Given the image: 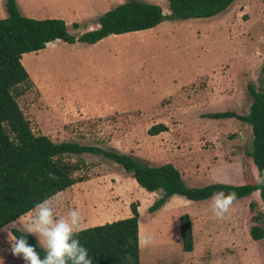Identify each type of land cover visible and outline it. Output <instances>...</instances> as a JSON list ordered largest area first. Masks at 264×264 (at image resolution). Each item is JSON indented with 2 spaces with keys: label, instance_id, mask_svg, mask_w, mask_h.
Wrapping results in <instances>:
<instances>
[{
  "label": "rangeland",
  "instance_id": "374dc122",
  "mask_svg": "<svg viewBox=\"0 0 264 264\" xmlns=\"http://www.w3.org/2000/svg\"><path fill=\"white\" fill-rule=\"evenodd\" d=\"M4 1L0 18L6 16ZM14 1L19 14L62 19L68 32L78 35L126 0ZM141 1L166 13V0ZM144 31L110 34L94 46L54 40L22 54L28 83L15 87H24L15 101L31 131L53 142L115 149L147 165L170 163L189 187L256 182L248 156L250 126L205 115L247 113V85L258 89L264 64V0H233L214 16L163 20ZM114 43L121 46L108 48ZM159 122L166 130L149 135L147 129ZM63 158L75 164L72 175L83 180L53 195L60 201L55 215L78 210L83 228L126 217L128 204L136 202L142 234L154 237L150 246L138 245L139 264H264V236L252 240L248 234L251 225L264 233V204L256 191L235 200L223 219L213 215L211 197L177 196L165 210L148 213L161 192L140 188L119 164L89 153ZM32 210L0 229V264H24L12 255L10 229L27 232ZM183 213L192 226L189 252L182 251L179 240ZM160 227L168 235L158 236Z\"/></svg>",
  "mask_w": 264,
  "mask_h": 264
},
{
  "label": "trees",
  "instance_id": "16d2710c",
  "mask_svg": "<svg viewBox=\"0 0 264 264\" xmlns=\"http://www.w3.org/2000/svg\"><path fill=\"white\" fill-rule=\"evenodd\" d=\"M232 1L166 0L168 13H163L157 4L126 0L99 15L96 28L74 35L68 32L62 19L26 17L18 13L14 0H5L6 16L0 18V229L32 210L37 203L83 180L82 177L72 175L75 164L63 158L69 154L101 155L119 164L140 188L149 193L160 191L159 197L147 207L148 213L161 207L172 195L200 201L220 191L226 195L234 192L236 199L257 191L264 204V185L257 182L238 185L209 183L200 187H189L170 163L147 165L115 149H103L71 141L53 142L48 136L31 131L15 101V96L20 95L24 88L16 90L15 87L28 83V72L21 62V55L24 53L43 49L45 44L54 40L93 44L110 34L152 28L163 20L208 18L225 10ZM70 26L77 28L78 25L72 22ZM247 90L251 98L247 113L210 112L205 117L235 118L247 123L251 130L248 156L256 174L259 172L264 175V64L260 68L258 89L247 85ZM165 130L166 126L159 122L151 125L147 133L156 135ZM49 173H54L57 178L49 179ZM128 209L130 214L126 217L83 227L76 234L75 238L87 249L93 264H127L123 260L125 255H131L133 264H139L136 202H130ZM178 230L181 249L189 252L192 247V233L188 214L178 216ZM10 233L15 240L26 238L41 258L45 256L43 248L29 233L15 228L10 229ZM248 234L252 240L264 236L257 225H251Z\"/></svg>",
  "mask_w": 264,
  "mask_h": 264
},
{
  "label": "clouds",
  "instance_id": "9594fccd",
  "mask_svg": "<svg viewBox=\"0 0 264 264\" xmlns=\"http://www.w3.org/2000/svg\"><path fill=\"white\" fill-rule=\"evenodd\" d=\"M56 178L54 173H49V179ZM255 179L258 184L264 185V175L257 172ZM235 200L234 192L227 195L223 191L214 193L210 203L213 215L218 219H223ZM59 203L57 196L48 197L37 203L25 225L27 233L33 234L45 251L43 258L24 237L12 243V255L21 258L24 264H93L87 249L75 238L76 234L82 230L80 212L73 209L66 217H57L55 209ZM153 239L154 237L150 234H141L138 236V245L148 247ZM123 260L127 264H133L131 255H125Z\"/></svg>",
  "mask_w": 264,
  "mask_h": 264
},
{
  "label": "crops",
  "instance_id": "0c3cea01",
  "mask_svg": "<svg viewBox=\"0 0 264 264\" xmlns=\"http://www.w3.org/2000/svg\"><path fill=\"white\" fill-rule=\"evenodd\" d=\"M17 1V0H16ZM147 2V1H146ZM165 10H166V13H168V10H167V7L166 8H164ZM163 12V11H162ZM28 13L29 12H27V15H28ZM24 15H26L25 13H24ZM96 21V20H95ZM160 24V23H159ZM158 24V25H159ZM98 26V24L97 23H95L93 26H89L91 29H93L94 27H97ZM89 27H88V29H89ZM157 27V25L156 26H154V27H152V28H156ZM152 28H148V29H152ZM144 30H147V29H144ZM144 30H138V31H132V32H134V33H136V34H142L143 32L142 31H144ZM145 32V31H144ZM115 35H118V34H115ZM100 40H98V41H96L95 43H93V44H90V46H94V44L95 45H97L96 43H98ZM50 44H51V42H49ZM49 43H47V44H49ZM47 44H45L46 46H49V45H47ZM110 46H112V47H114V48H112V47H108V48H111L112 50H116V48H119L121 45L119 44V43H114V44H111ZM41 50V49H40ZM39 51V50H38ZM245 123V122H244ZM249 126V125H248ZM257 192V191H256ZM178 195H172V196H170L169 198H168V200L166 201V202H164V204L160 207V211H163V210H165L166 208H168L169 207V200H171L172 198H179V197H177ZM180 197H182V196H180ZM184 198V197H183ZM243 198V197H242ZM185 199V198H184ZM240 199V198H239ZM187 200V199H186ZM237 200V199H236ZM192 201V200H191ZM166 206H168V207H166ZM166 207V208H165ZM128 214H130V213H128ZM125 217V216H124ZM122 218V217H121ZM161 221H162V219H160ZM160 221V222H161ZM96 224H100V223H96ZM191 224V223H190ZM94 225V224H93ZM91 226V225H90ZM142 224L139 222V224H138V236L139 235H141L142 234ZM87 227V226H86ZM191 231H192V226H191ZM173 233V232H172ZM192 233V232H191ZM165 234H167L168 235V233H167V231L165 230L164 231V229H163V227H160V231H159V235L158 236H163V235H165Z\"/></svg>",
  "mask_w": 264,
  "mask_h": 264
},
{
  "label": "bare ground",
  "instance_id": "6f19581e",
  "mask_svg": "<svg viewBox=\"0 0 264 264\" xmlns=\"http://www.w3.org/2000/svg\"><path fill=\"white\" fill-rule=\"evenodd\" d=\"M26 67V66H25ZM26 68H28V67H26Z\"/></svg>",
  "mask_w": 264,
  "mask_h": 264
},
{
  "label": "built area",
  "instance_id": "2783aa9c",
  "mask_svg": "<svg viewBox=\"0 0 264 264\" xmlns=\"http://www.w3.org/2000/svg\"><path fill=\"white\" fill-rule=\"evenodd\" d=\"M164 13V12H163Z\"/></svg>",
  "mask_w": 264,
  "mask_h": 264
}]
</instances>
